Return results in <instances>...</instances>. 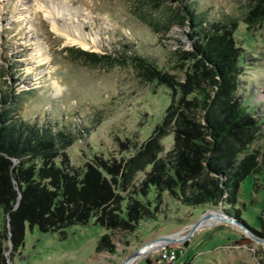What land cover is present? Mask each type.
I'll return each mask as SVG.
<instances>
[{
    "label": "rangeland",
    "instance_id": "1",
    "mask_svg": "<svg viewBox=\"0 0 264 264\" xmlns=\"http://www.w3.org/2000/svg\"><path fill=\"white\" fill-rule=\"evenodd\" d=\"M185 1L195 4L205 22L224 16L237 21L234 41L242 56L238 93L264 129V20L246 26L237 0ZM43 6L58 11L56 24L80 31L87 43H69L55 33ZM180 13V0H0V110L10 106L15 116L38 125H66L74 135L66 147L69 164L94 165L97 158L123 163L145 145L171 96H178L163 80L144 77L134 57L183 81L188 62L178 60L175 51L190 47V28L186 23L161 26ZM139 14L157 22L159 32ZM69 48L93 52L98 60L78 57ZM172 136L159 139L162 152L171 148ZM261 145L258 139L251 147ZM232 198L207 208L163 194L156 220L112 234L113 252L95 251L107 231L92 217L64 232L25 224L21 245L12 247L10 240L0 245L1 264H118L160 235L173 240H160L127 264H147L145 258H156L164 244L176 249V258L157 264H264V174L246 177ZM204 211L220 216L205 217L188 236ZM5 224L9 228L6 217Z\"/></svg>",
    "mask_w": 264,
    "mask_h": 264
},
{
    "label": "trees",
    "instance_id": "2",
    "mask_svg": "<svg viewBox=\"0 0 264 264\" xmlns=\"http://www.w3.org/2000/svg\"><path fill=\"white\" fill-rule=\"evenodd\" d=\"M180 2L182 14L172 22L167 17L161 26L186 23L190 28V47L175 51L178 60L188 62L183 81L134 57L144 77L163 80L178 96H171L145 145L123 163L97 158L94 165L69 164L66 147L74 135L66 125H38L15 116L10 106L0 110V245L8 240L12 247L21 245L25 224L64 232L92 217L107 231L95 251L113 252L112 234L156 220L163 194L183 205L210 208L230 203L246 177L264 174V129L238 93L242 56L234 41L237 21L224 16L205 22L193 2ZM237 2L246 26L264 20V0ZM139 16L159 32L157 22ZM69 50L88 61L97 59L93 52ZM170 132L172 146L162 152L159 139ZM258 139L262 145L252 148ZM3 260L0 250V264ZM145 260L157 264L155 257Z\"/></svg>",
    "mask_w": 264,
    "mask_h": 264
},
{
    "label": "bare ground",
    "instance_id": "3",
    "mask_svg": "<svg viewBox=\"0 0 264 264\" xmlns=\"http://www.w3.org/2000/svg\"><path fill=\"white\" fill-rule=\"evenodd\" d=\"M42 8L45 11V15H46L47 19L49 20L51 28L55 31V33L63 36L66 39V41H68L69 43H82L83 45H85L87 43V39L85 37H83V35L81 34L80 31L70 32L69 29H67L65 27H60V26H58V24H56L55 20H56L57 16L59 15L58 11H55V9H52L50 7H47V6H43ZM92 41L94 43L95 39L92 38ZM165 242H167V241L164 240V243ZM161 243H162V241H155L149 245L147 244L146 246H144L142 248V250H140V252L143 250H146L147 248L149 249L156 244L160 245Z\"/></svg>",
    "mask_w": 264,
    "mask_h": 264
},
{
    "label": "water",
    "instance_id": "4",
    "mask_svg": "<svg viewBox=\"0 0 264 264\" xmlns=\"http://www.w3.org/2000/svg\"><path fill=\"white\" fill-rule=\"evenodd\" d=\"M19 197H20V193L18 192V199H19ZM17 203H18V200H17V202L16 203H14V206L13 207H15L16 205H17ZM214 212H218V211H208V212H203V214L197 219V221L195 222V223H193V224H191V226H190V231H189V233H188V236L191 234V233H193V231L195 230V229H197V228H199L201 225H200V223H201V220L202 219H204L205 217H210ZM216 214H218V216H220V212H218V213H216ZM160 240H166L167 242L168 241H171V240H173V239H166V235L165 236H163V235H160V236H157V237H155L154 239H152L151 241H147V242H145L144 244H142L141 246H139L138 247V249H136L135 251H132L131 253H129L126 257H124L122 260H121V262L120 263H118V264H126V263H129L130 261H132V259L133 258H136L139 254H140V250H142V248L144 247V246H146L147 244L149 245V244H151V243H153V242H155V241H160Z\"/></svg>",
    "mask_w": 264,
    "mask_h": 264
},
{
    "label": "built area",
    "instance_id": "5",
    "mask_svg": "<svg viewBox=\"0 0 264 264\" xmlns=\"http://www.w3.org/2000/svg\"><path fill=\"white\" fill-rule=\"evenodd\" d=\"M176 258V249L171 246L162 245L156 255L155 262H171Z\"/></svg>",
    "mask_w": 264,
    "mask_h": 264
}]
</instances>
